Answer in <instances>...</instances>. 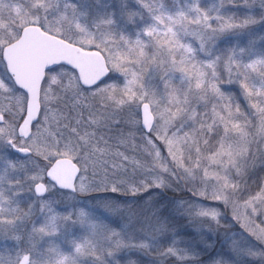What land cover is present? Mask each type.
I'll return each instance as SVG.
<instances>
[{"label":"snow or ice","instance_id":"1","mask_svg":"<svg viewBox=\"0 0 264 264\" xmlns=\"http://www.w3.org/2000/svg\"><path fill=\"white\" fill-rule=\"evenodd\" d=\"M0 264H264V0H0Z\"/></svg>","mask_w":264,"mask_h":264}]
</instances>
